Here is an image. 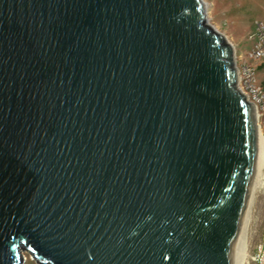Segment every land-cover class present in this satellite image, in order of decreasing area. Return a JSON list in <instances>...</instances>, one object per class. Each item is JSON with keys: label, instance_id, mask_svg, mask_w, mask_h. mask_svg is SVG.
<instances>
[{"label": "water", "instance_id": "water-1", "mask_svg": "<svg viewBox=\"0 0 264 264\" xmlns=\"http://www.w3.org/2000/svg\"><path fill=\"white\" fill-rule=\"evenodd\" d=\"M238 75L203 0H0V264H235Z\"/></svg>", "mask_w": 264, "mask_h": 264}, {"label": "rangeland", "instance_id": "rangeland-1", "mask_svg": "<svg viewBox=\"0 0 264 264\" xmlns=\"http://www.w3.org/2000/svg\"><path fill=\"white\" fill-rule=\"evenodd\" d=\"M203 1L208 24L225 36L235 53L248 50V35L258 24L264 26V0ZM259 79L264 85V66H259ZM26 258V264H37L28 254ZM237 259L241 264H264V167L256 173Z\"/></svg>", "mask_w": 264, "mask_h": 264}, {"label": "built area", "instance_id": "built-area-1", "mask_svg": "<svg viewBox=\"0 0 264 264\" xmlns=\"http://www.w3.org/2000/svg\"><path fill=\"white\" fill-rule=\"evenodd\" d=\"M249 49L235 53L240 90L255 106L259 132L264 138V85L259 79V66H264V26L258 24L248 35Z\"/></svg>", "mask_w": 264, "mask_h": 264}, {"label": "bare ground", "instance_id": "bare-ground-1", "mask_svg": "<svg viewBox=\"0 0 264 264\" xmlns=\"http://www.w3.org/2000/svg\"><path fill=\"white\" fill-rule=\"evenodd\" d=\"M257 150H258L257 151V172H259L264 167V138L261 136L260 132H258V148H257ZM240 237H241V235H240ZM237 255H238V246L236 249L235 264H241L240 262H238Z\"/></svg>", "mask_w": 264, "mask_h": 264}]
</instances>
